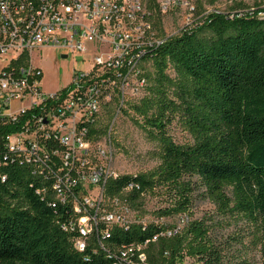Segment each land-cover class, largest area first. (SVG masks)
I'll return each mask as SVG.
<instances>
[{"label": "trees", "instance_id": "obj_1", "mask_svg": "<svg viewBox=\"0 0 264 264\" xmlns=\"http://www.w3.org/2000/svg\"><path fill=\"white\" fill-rule=\"evenodd\" d=\"M248 7L239 2L227 13H206L201 26L171 36L155 50L148 92L125 112L133 113L148 139L156 142L158 164L147 172L110 178L106 195L122 194L134 184L126 196L131 206L144 213L150 196L157 199V209L146 224L114 227L107 244L149 240L150 264H183L187 258L200 264H240L231 241L222 240L217 231L242 220L257 233L264 258V0ZM157 9L155 26L163 32ZM112 116L111 110L106 112L102 130ZM174 122L188 133L187 141L175 140L170 132ZM4 154L0 264L119 261L112 256L115 250L96 251L92 244L77 250V232L63 228L71 208L53 206L38 193L42 185L31 170ZM202 198L215 205L214 214L195 216ZM178 216L185 218L181 228L165 221ZM167 230L172 234L162 235Z\"/></svg>", "mask_w": 264, "mask_h": 264}, {"label": "built area", "instance_id": "obj_2", "mask_svg": "<svg viewBox=\"0 0 264 264\" xmlns=\"http://www.w3.org/2000/svg\"><path fill=\"white\" fill-rule=\"evenodd\" d=\"M157 6L161 14L181 11L176 33L155 26ZM205 15L197 0H0V155L26 165L53 206L71 208L63 228L77 232V250L92 244L115 250L113 264H150L149 240L107 244L114 227L148 222L126 197L134 184L106 195L108 180L118 176L112 129L119 113L148 92L155 50L201 26ZM46 47L66 50L64 58L90 56L60 92L42 87ZM110 110L114 120L102 130Z\"/></svg>", "mask_w": 264, "mask_h": 264}, {"label": "rangeland", "instance_id": "obj_3", "mask_svg": "<svg viewBox=\"0 0 264 264\" xmlns=\"http://www.w3.org/2000/svg\"><path fill=\"white\" fill-rule=\"evenodd\" d=\"M261 0H216L211 3L210 0H197L199 10L206 13L215 11L229 12L235 10L237 3L247 4L248 8H255L257 2ZM237 10V9H236ZM162 29L166 33H176L182 22L181 11L175 10L168 14H161ZM66 50L57 47H46L43 49L39 59L40 67L43 70L42 87L48 92H60L67 88L71 81L74 69H85L86 61L90 58L88 54L80 52L69 53L68 57H62ZM117 112H115L116 114ZM133 113L122 111L115 120L112 129V139L114 145L113 168L118 175H136L147 172L156 167L157 159L153 151L156 148V142L150 141L146 133L138 126L133 119ZM112 116L110 123L113 122ZM171 134L178 142L187 141L190 137L188 133L181 128L177 122L171 126ZM119 144V145H118ZM230 194L231 191L228 190ZM145 212L142 217L147 220H153V211L157 209V199L148 196L144 205ZM215 205L208 200L201 199L195 206V216L201 217L205 213L214 214ZM165 221L172 225L177 224L178 228L183 226L181 217H171ZM217 235L222 240H229L233 244L232 253L238 256L237 262L242 264H264V258L260 251V245L257 243L256 232L246 224L245 221L233 222L231 225L221 227ZM232 237H238L242 243L237 244ZM183 264H200L197 260L185 259Z\"/></svg>", "mask_w": 264, "mask_h": 264}, {"label": "water", "instance_id": "obj_4", "mask_svg": "<svg viewBox=\"0 0 264 264\" xmlns=\"http://www.w3.org/2000/svg\"><path fill=\"white\" fill-rule=\"evenodd\" d=\"M64 56H66V55H64Z\"/></svg>", "mask_w": 264, "mask_h": 264}]
</instances>
